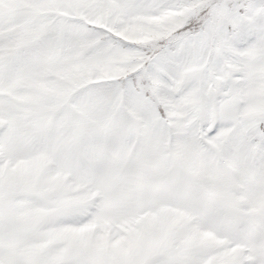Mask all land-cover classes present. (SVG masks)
Instances as JSON below:
<instances>
[{
	"label": "snow or ice",
	"instance_id": "6c2138e0",
	"mask_svg": "<svg viewBox=\"0 0 264 264\" xmlns=\"http://www.w3.org/2000/svg\"><path fill=\"white\" fill-rule=\"evenodd\" d=\"M0 264H264V0H0Z\"/></svg>",
	"mask_w": 264,
	"mask_h": 264
}]
</instances>
